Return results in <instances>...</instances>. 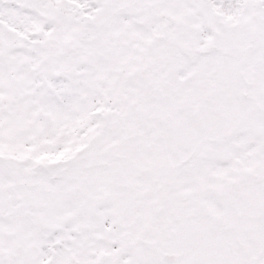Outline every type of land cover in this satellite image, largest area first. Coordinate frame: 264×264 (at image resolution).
Listing matches in <instances>:
<instances>
[{
  "label": "snow or ice",
  "instance_id": "6c2138e0",
  "mask_svg": "<svg viewBox=\"0 0 264 264\" xmlns=\"http://www.w3.org/2000/svg\"><path fill=\"white\" fill-rule=\"evenodd\" d=\"M0 264H264V0H0Z\"/></svg>",
  "mask_w": 264,
  "mask_h": 264
}]
</instances>
